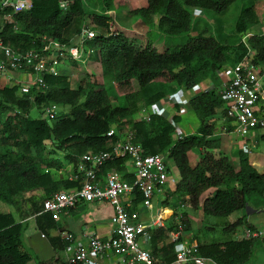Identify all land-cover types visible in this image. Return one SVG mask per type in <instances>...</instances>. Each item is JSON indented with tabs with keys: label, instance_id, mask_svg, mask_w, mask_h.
Here are the masks:
<instances>
[{
	"label": "trees",
	"instance_id": "16d2710c",
	"mask_svg": "<svg viewBox=\"0 0 264 264\" xmlns=\"http://www.w3.org/2000/svg\"><path fill=\"white\" fill-rule=\"evenodd\" d=\"M234 1L30 0L28 10L11 13L10 22L2 20L1 41L13 51L23 52L39 51L43 40L74 43L83 20L89 19L98 32L84 40L83 45L92 49L91 55L99 64L100 73L99 76L89 74L88 81L76 82L74 87L69 85L63 70L56 75L43 74L41 88H32L20 95L16 85H5L0 78V204H6L14 213L19 212L20 204L25 203L28 208L34 203L30 195L37 190L39 204L29 210L31 215L54 191L77 186V182L65 177L54 178L53 172L67 165L72 168L84 153L108 149L105 132L111 126L115 129L113 140L116 134L129 131L143 154L166 150L167 160L177 176L174 188L168 193L173 197V213L185 200L195 209L200 193L209 187L213 191L200 203L203 215L225 217L243 207H264V178L249 164L246 151L237 150L234 170L219 150V139L213 134L216 119L225 131L233 128L216 90L215 71L234 65L248 49L252 61L264 70V33L253 31L264 15V2L245 0L234 32L226 38L220 34L222 23L218 16ZM60 2L65 5L61 7ZM108 10L124 17L139 16V23L155 28L162 36L164 47L158 50L149 40L143 47L134 45L111 23ZM193 10L212 12L217 20L216 33L198 16L193 17ZM175 35L183 37L182 43H169L168 38ZM244 35L245 40H239ZM230 37H237L238 41L233 44ZM207 79L211 86L184 103L195 125L181 138L174 137L172 122L182 118V111L170 120L157 114L147 120L133 119L140 106L169 94L177 95ZM51 105L59 111L49 121L46 115V118L28 116L32 106L43 112ZM191 149H197L200 154L194 164L188 158ZM124 160L119 157L106 162L101 171L114 169L130 182ZM25 193L29 195L26 198ZM132 196V204L125 205L129 210L140 200L138 192L132 191ZM181 214L184 231L188 229V221L185 212ZM34 220L42 232L53 221L45 213L35 215ZM241 223L242 218H237L224 231H232ZM246 225L249 231L253 229ZM24 228V221L15 220L11 211L0 212V264H26L31 259L33 255L23 239ZM257 238L264 247V236L249 235L218 243H196L194 248L198 255L210 258L215 264H247ZM49 241L57 252L63 250L64 240L50 237ZM148 243L149 253L155 260L173 262L175 241L167 232L151 229ZM35 264L43 262L36 260Z\"/></svg>",
	"mask_w": 264,
	"mask_h": 264
},
{
	"label": "built area",
	"instance_id": "2783aa9c",
	"mask_svg": "<svg viewBox=\"0 0 264 264\" xmlns=\"http://www.w3.org/2000/svg\"><path fill=\"white\" fill-rule=\"evenodd\" d=\"M59 5L63 7L65 3L60 2ZM30 6V0H0V14L11 21V13L28 10ZM200 13L201 10H193L191 15L195 17ZM93 36L94 32L83 25L74 43L43 40L39 51L23 52L13 51L0 39V78L9 85H16L19 95L28 93L32 88H41L44 85L43 74L56 75L59 70L55 66L63 60L79 61L82 64L88 61L92 49L84 50L83 41ZM251 58L248 49L234 65L215 71L216 90L223 101L222 108L233 125L231 131L235 134L237 145L243 151L255 146L256 129L264 128V70ZM210 86L201 82L177 95L169 94L151 104L142 105L134 113L133 119L147 120L151 115L157 114L170 120L173 115L182 111V106L189 97L199 95ZM55 107L51 105L44 109L47 118H53ZM172 129L178 138L185 135L178 121L172 122ZM114 134L115 129L108 127L105 132L108 149L80 155L68 170L65 179L77 182V186L54 191L42 200L40 209L26 220L34 223V216L43 213L55 220L60 211L71 209L79 202H106L111 207L110 236L100 238L86 229L78 237L69 232L61 233V239L67 242L64 246L67 263L95 264L92 255L111 254L115 256L112 264H205L212 261L198 255L194 245L181 241L183 216L179 208L183 204L179 205L176 213L171 211L167 216L164 215L165 209L160 208L155 217L147 222L138 219L136 210L125 207L131 204L132 191L140 194L139 203L145 209H150L153 202L161 206L169 198L168 193L174 188L176 178L171 172L166 150L143 154L140 144L133 141L131 132L118 133L113 140ZM119 157L125 159L123 165L130 175V182L122 179L114 169L101 171L102 165ZM169 222L173 226L170 227ZM153 228L164 230L175 241L173 262L155 260L147 247L141 245L140 241H147L149 231ZM245 235L261 234L246 232Z\"/></svg>",
	"mask_w": 264,
	"mask_h": 264
},
{
	"label": "rangeland",
	"instance_id": "374dc122",
	"mask_svg": "<svg viewBox=\"0 0 264 264\" xmlns=\"http://www.w3.org/2000/svg\"><path fill=\"white\" fill-rule=\"evenodd\" d=\"M245 3V0H235L233 3H231L225 13L222 16H218L220 18V21L222 23L221 27V33L224 37L228 38L231 33L233 34L234 32V25L236 18L238 14L240 13L243 4ZM108 13L112 16V21L111 23L114 25L115 28H117L118 31H120L126 38L131 41L134 45L143 47L146 43L147 40L150 41L151 45L157 48L158 50H161L165 43L162 40V36L156 32V29L147 26L146 24H141L139 23L141 21V18L137 15H132L129 17H124L121 14L115 12L114 10H108ZM213 13L210 11H205L201 12L200 15L198 16L201 20V22L207 23L212 30L216 33L215 29V24L217 20L213 17ZM262 20L254 26L253 31L255 33H264V15L261 18ZM84 25L87 26L90 30L93 32H98V29L94 27V25L90 22L89 19H85L82 22ZM110 27V26H109ZM149 31V32H147ZM233 31V32H232ZM237 38V37H236ZM232 39L230 37L231 42L234 44L238 41V39ZM240 40V37H239ZM169 43H182L183 37L182 36H170L168 38ZM91 48H94V46H90ZM89 48V45L84 44L83 49L87 50ZM85 63H80L79 61H76V64H71L68 59H65L64 62L59 63L55 67L58 68L59 71L63 70L67 77H68V82L71 87L75 86V83L81 82V81H88L89 79V74L92 76H99L100 69H99V64L97 63L96 60H90V57L87 59ZM90 60V61H89ZM20 78V76H19ZM206 84H209V81L206 82ZM112 103L114 101L112 100ZM59 111L58 108L55 109V113ZM28 116L30 118L34 117H45L44 111L41 112L34 106H32L29 111H28ZM181 119L178 120V124L181 128V130L188 132L192 131L195 125V119L193 116H190L186 112V107L183 105L182 106V112H181ZM48 121L50 119H47ZM214 126H215V132L213 133L214 135L224 136L227 135L228 137H225L223 143L224 149H225V155L228 159V161L234 165L235 164V151H236V141H235V134L233 131H227L223 132L222 127H221V122L219 119H216L214 121ZM257 133L264 134V128L256 129ZM174 137L176 135L174 134ZM228 139V143L225 142V140ZM46 143H48L46 141ZM264 138L258 137L256 144L252 149L250 150L249 157L250 159H253L252 161L260 160L259 164L260 167L258 168L259 170L264 169ZM194 151V149H193ZM230 152V153H229ZM214 153V152H212ZM229 153V154H228ZM57 157L61 158V154L57 153ZM171 165V163H169ZM172 166V165H171ZM65 168L60 169L58 171L53 172V177L54 178H63L68 170L67 166H64ZM175 173V169H174ZM231 179L228 180L230 182ZM25 198L29 195H23ZM37 198V199H36ZM39 198L40 194L36 195H30V200L34 199V203L26 208L25 203L20 204L22 208L19 210L18 214L22 215L23 217H26L30 214L29 210L34 206H38L39 204ZM172 198L173 197H169ZM183 202V207L185 205H188V201H182ZM4 206H7L6 204H3ZM248 207V206H247ZM26 208V209H25ZM137 211L141 213L147 214L150 218L155 217V212H156V204L153 202L152 208L147 211L142 205H137ZM189 208L188 206L184 209L186 212L185 217H187L188 221V229L183 231L184 237H183V243L192 245L195 242L197 243H218L221 241L225 240H230L234 238V234L232 231H224V227L231 222H233L238 216L237 213L239 210H242L243 212V218H242V223L236 227L237 231L241 229V227L245 226L247 224L246 222V217L252 218L253 215L250 213L246 212V208L243 207L239 210L234 211L228 216L225 217H214L211 215H200V211H197L195 209ZM12 215L14 216L15 213L10 210ZM190 215V217L188 216ZM263 217H259L258 219V224L260 225V234L264 233V215ZM87 221V219H85ZM89 223V222H88ZM261 236V235H260ZM142 245V244H141ZM148 249V248H147ZM33 254V253H32ZM35 257L34 254L31 257V259L26 263V264H35ZM50 264H53L52 262ZM58 264V263H57ZM173 264H181V263H173ZM247 264H264V247L262 243L260 242V239L257 238L252 246L251 250V256L249 258V261Z\"/></svg>",
	"mask_w": 264,
	"mask_h": 264
},
{
	"label": "crops",
	"instance_id": "0c3cea01",
	"mask_svg": "<svg viewBox=\"0 0 264 264\" xmlns=\"http://www.w3.org/2000/svg\"><path fill=\"white\" fill-rule=\"evenodd\" d=\"M2 20H6V19L3 18L2 15L0 14V22ZM8 22H10V21H8ZM245 38H246V35L242 36L240 38V40L243 41V40H245ZM68 43H70V41ZM92 59L95 60L94 55L90 56V60H92ZM75 64H76V62H75ZM2 81L4 82L5 85H9L3 79H2ZM208 81L209 80L207 79L205 81H200L199 83L202 82L206 85V82H208ZM222 131L227 132L223 129H222ZM229 131H231V130H229ZM214 137H217L219 139V150L225 155V149H224L222 142L224 141L225 137H228V136L224 135V136L219 137L218 135H214ZM258 137L264 138V134L257 133V130H256L255 142L257 141ZM234 139L236 141V137ZM225 142L228 143V139H226ZM236 145H237V141H236ZM237 150H241L238 147V145H237L236 151H235V164L232 165L230 163L234 170L237 168L236 167L237 166V155H236ZM250 150L246 151L248 162L258 173L262 174V176L264 178V169L263 170L258 169L260 167V164H259L260 160H256L253 162L252 161L253 159H250V157H249ZM263 150H264V147H263ZM199 157H200V154H199V151L197 149H194V151H193V149L188 151V158H189L190 164H194L199 159ZM170 169H171V172L174 175V177L177 179L176 173H174V168L171 165H170ZM229 184H231V181ZM213 189L214 188L209 187L200 193V195L198 197V201H197V207L195 208V210L200 211V215H203L201 212V209H200V203L204 197H206L207 195H210V193L213 191ZM32 194H34V195L39 194V191L36 190V191L32 192ZM24 195H27V193H25ZM130 197L133 198L132 193L130 194ZM139 201L136 204L135 208L131 209V210L137 211L136 208H137V205L140 204ZM166 202L163 203L161 206L156 205V211L160 208L165 209L164 210L165 216H167L168 213L172 211L171 205L173 203V200H172V198H168ZM131 204H132V200H131ZM131 204H129V206ZM187 206L189 207V205H185L184 207L181 206L179 208V210L184 211V209ZM245 208L247 209L246 212L253 215L252 218L246 217V219H245L247 224L253 229L249 231L247 225L241 227V229H239L238 231L235 228L234 230H232V232L234 234V238H232V239H235V238L240 237V236L246 237V235H245L246 232H249V233L260 232V228H259L260 225L258 224V219H259V217H263L262 215H264V207L259 208V209L248 208V207H245ZM150 209H146V210L149 211ZM10 210L11 209L9 207L0 204V212H8ZM137 212H138V219L140 221L147 222L151 219L147 214L141 213L139 211H137ZM110 213H111V207L106 202H94V201L93 202H79L71 209L60 211L57 215V218L55 220L51 221L50 226L48 228H46L45 231H43V232L39 230V228L36 225L35 220H34V223H29L26 220V218L30 215L23 217L22 215H19L18 211H17V212H15L14 218H15V220H23L24 221L25 228L23 231V239H24L26 247L29 249L31 254L32 253L34 254V257L37 261L43 262V264H50L51 262L53 264H57V263L60 264L61 262H65L66 264H69L66 262V259H65L64 247H63V250H60L57 252L52 247V244L50 243L49 238L50 237H58L61 239V233H65V232H69V233L73 234L74 236L78 237L83 229H86L89 232H93L96 236H98L100 238H107L110 236V230H111V225L109 223ZM155 214H156V212H155ZM185 214H186V212H185ZM188 216L190 217V215H188ZM236 216H238L237 218H243L242 210H239V212L237 213ZM49 219H50V216H49ZM85 219H87V221ZM261 236H264V233L261 234ZM261 236H259V237H261ZM183 237H184V235L181 236V241H183ZM140 242H141L142 246L148 248V244H149L148 238H147V241L141 240ZM66 243L67 242L65 241V245H66ZM196 243L197 242H195L192 245H195ZM91 257H92V260L95 264H112L115 260V256L112 254L108 255V256L92 255ZM205 264H215V263L213 261H207Z\"/></svg>",
	"mask_w": 264,
	"mask_h": 264
}]
</instances>
